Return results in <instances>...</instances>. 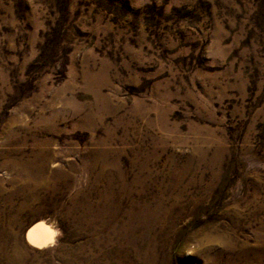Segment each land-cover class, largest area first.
<instances>
[{"label":"rangeland","instance_id":"rangeland-1","mask_svg":"<svg viewBox=\"0 0 264 264\" xmlns=\"http://www.w3.org/2000/svg\"><path fill=\"white\" fill-rule=\"evenodd\" d=\"M0 264H264V0H0Z\"/></svg>","mask_w":264,"mask_h":264},{"label":"bare ground","instance_id":"bare-ground-1","mask_svg":"<svg viewBox=\"0 0 264 264\" xmlns=\"http://www.w3.org/2000/svg\"><path fill=\"white\" fill-rule=\"evenodd\" d=\"M47 230L48 227L42 221L35 222L26 229L25 238L29 243L40 245L47 238Z\"/></svg>","mask_w":264,"mask_h":264}]
</instances>
